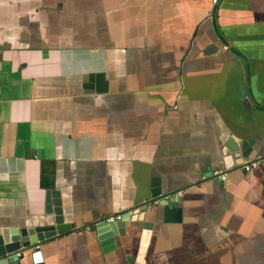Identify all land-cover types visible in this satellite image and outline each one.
Listing matches in <instances>:
<instances>
[{"label": "crops", "instance_id": "0c3cea01", "mask_svg": "<svg viewBox=\"0 0 264 264\" xmlns=\"http://www.w3.org/2000/svg\"><path fill=\"white\" fill-rule=\"evenodd\" d=\"M9 228L46 234L21 264H264V0H0Z\"/></svg>", "mask_w": 264, "mask_h": 264}, {"label": "water", "instance_id": "95a60500", "mask_svg": "<svg viewBox=\"0 0 264 264\" xmlns=\"http://www.w3.org/2000/svg\"><path fill=\"white\" fill-rule=\"evenodd\" d=\"M214 48L211 44L209 45L204 52L210 51ZM249 143H251V139L248 138L247 140L242 142L240 147L241 153L243 156H246L249 152ZM227 147L230 149H236L237 146L232 140L228 141ZM151 193L152 196L160 195V187L158 183L157 177L151 178ZM49 196L51 197L52 201L46 205V210L55 213V226H53V231L57 233L64 232L70 229V225L63 222L62 217V209L59 203V200H54L55 196H58V193L55 190H51L48 192ZM58 198V197H57ZM174 201V204L171 201ZM178 197L174 194L173 199H163L162 204L164 205L165 210V219H174L175 217L180 216V208L177 206L176 202ZM55 204V207L53 205ZM51 205V206H50ZM125 218V216L123 217ZM117 220L114 222H107L105 220L98 221L94 224L97 229V233L99 234V239L102 243H109L114 239L115 234H123L124 233V219ZM45 230V229H43ZM47 231V230H46ZM44 232L41 230H19L18 228H9V229H2L0 234V264H21V259L24 258L23 251L30 248V245H33L38 240H42L44 238ZM32 262L33 264H43L42 258L39 250L35 248V251L32 253Z\"/></svg>", "mask_w": 264, "mask_h": 264}, {"label": "built area", "instance_id": "2783aa9c", "mask_svg": "<svg viewBox=\"0 0 264 264\" xmlns=\"http://www.w3.org/2000/svg\"><path fill=\"white\" fill-rule=\"evenodd\" d=\"M212 2L215 3L216 0H212ZM255 166H256V162H247V163H245L243 165L244 170H246V171L251 170ZM213 174L214 175H220L221 180H225V177L226 176H225L224 173H219V171H214ZM159 202H160V199L159 198H154L153 200H151L150 203H152V204H158ZM128 215H130V211L128 212ZM123 217H124V215L119 213V214H115V215L105 216L102 220H105V221H107V222L110 223V222H114V221H117V220H121ZM87 228H89V226H87Z\"/></svg>", "mask_w": 264, "mask_h": 264}]
</instances>
